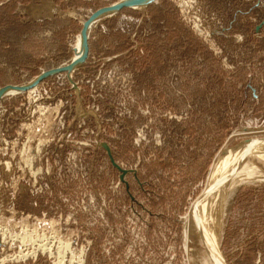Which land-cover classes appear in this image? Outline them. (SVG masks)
Segmentation results:
<instances>
[{
    "label": "rangeland",
    "instance_id": "obj_1",
    "mask_svg": "<svg viewBox=\"0 0 264 264\" xmlns=\"http://www.w3.org/2000/svg\"><path fill=\"white\" fill-rule=\"evenodd\" d=\"M116 1L0 0V88L78 59L84 20ZM109 20L81 65L0 99V264H197L187 218L212 167L264 145V0ZM221 230L224 264H264V180Z\"/></svg>",
    "mask_w": 264,
    "mask_h": 264
},
{
    "label": "bare ground",
    "instance_id": "obj_2",
    "mask_svg": "<svg viewBox=\"0 0 264 264\" xmlns=\"http://www.w3.org/2000/svg\"><path fill=\"white\" fill-rule=\"evenodd\" d=\"M262 180H264V145L247 152L242 151L230 158L222 156L216 160L207 186L187 218L189 224L192 214H196L195 207L198 206L197 223L193 233L202 248L192 249L197 264L201 260L206 261L207 264H221L218 260V247L229 205L242 183Z\"/></svg>",
    "mask_w": 264,
    "mask_h": 264
},
{
    "label": "water",
    "instance_id": "obj_3",
    "mask_svg": "<svg viewBox=\"0 0 264 264\" xmlns=\"http://www.w3.org/2000/svg\"><path fill=\"white\" fill-rule=\"evenodd\" d=\"M157 0H118L110 5L101 7L94 12L90 14V16L84 20L82 29H81V35H82V47H83V53L82 55L73 61H70L66 65H62L56 68H52L48 71H45L41 73L39 76H37L32 82L29 84H24V85H6L4 87L0 88V99L6 92V89L9 87L12 88H17L21 91H26L29 88L38 85L42 80L47 78L48 76L57 73V72H71L74 70L77 66L81 65L83 62L86 61V59L89 57L90 54V33L92 30V27L94 24L99 22L105 17L112 16L119 11H121L124 8H136V6L140 7H147L149 4L155 2Z\"/></svg>",
    "mask_w": 264,
    "mask_h": 264
},
{
    "label": "crops",
    "instance_id": "obj_4",
    "mask_svg": "<svg viewBox=\"0 0 264 264\" xmlns=\"http://www.w3.org/2000/svg\"><path fill=\"white\" fill-rule=\"evenodd\" d=\"M155 2H157V1H155ZM155 2H153V3H155ZM153 3L149 4L148 6L152 5ZM128 8H131V7H128ZM124 9H127V8H124ZM124 9H122V10H124ZM132 9H135V8H132ZM122 10L119 11L118 13H116V14H119L120 12H122ZM146 12H148V11H142V12H139L137 18H136V19H133V20H135V22H138V24H139L140 20H148V19H149V21H150V16H148V15L146 16V15H145ZM116 14H115V15H116ZM112 16H113V15H112ZM112 16H108V17L103 18L102 21L97 22V23L94 24V26L92 27V29H93V33L90 34V50H91V51H92V48L94 47V43H95L96 41H98L99 36L102 35V33H104V32H110V29H109V28H106L105 23L110 27V21H111V20H109V19H110ZM143 17H144L145 19H144ZM142 18H143V19H142ZM94 29H95V30H94ZM91 32H92V30H91ZM93 51H94V50H93ZM109 53H110V52H109ZM107 54H108V52H107ZM113 56H115V55H113Z\"/></svg>",
    "mask_w": 264,
    "mask_h": 264
}]
</instances>
